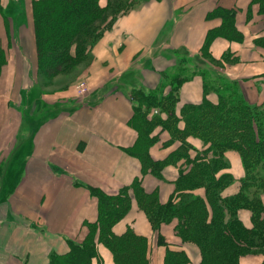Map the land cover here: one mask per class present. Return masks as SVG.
<instances>
[{"label": "crops", "instance_id": "0c3cea01", "mask_svg": "<svg viewBox=\"0 0 264 264\" xmlns=\"http://www.w3.org/2000/svg\"><path fill=\"white\" fill-rule=\"evenodd\" d=\"M33 1L0 0L3 17L10 3L24 6L30 19ZM99 5L105 8L107 0H99ZM222 11L234 13L239 34L232 40L225 36L212 40L209 53L219 63L215 66L201 52L208 32L222 27ZM3 21L0 17L4 46ZM32 31L29 26L21 37L14 28L13 34L30 72L36 61ZM79 44L88 54L74 67L77 75L61 95L23 108L0 105V264H50V255L68 252L67 241L81 244L89 236L87 224L96 222L99 209L91 189L115 196L124 188L130 197L129 209L113 225L112 233L121 237L130 229L145 238L148 264H165L167 250L184 252L187 264H200L198 248L177 237L178 221L161 224L155 231L135 198L133 185L139 179L146 194H156L160 205L167 204L186 165L184 160L167 165L157 178L145 172L141 159L130 153L138 139L130 124L137 101L133 90L165 96L170 91L168 77L180 73L188 79L179 88L177 113L184 105L201 104L203 76L198 68L181 71V58L189 56L198 66L217 73L213 76L210 71L215 90L207 94L209 101L217 102L218 95L230 94L232 89L248 105L264 109V15L259 4L253 0H147L118 16L93 41L75 40L71 51ZM12 60L13 55L7 59ZM79 82L87 86L83 97L73 86ZM152 135L156 142L148 153L154 161L166 159L179 146L169 144L168 132L160 127ZM187 141L196 151L207 148L198 139ZM225 157L233 182L221 196L229 199L239 193L244 169L237 152L228 151ZM193 194L204 198L205 191L197 189ZM237 218L244 228H253L249 209H239ZM97 253L103 264H115L103 244H97ZM91 264L99 261L93 259ZM238 264H264V256L246 254Z\"/></svg>", "mask_w": 264, "mask_h": 264}, {"label": "trees", "instance_id": "16d2710c", "mask_svg": "<svg viewBox=\"0 0 264 264\" xmlns=\"http://www.w3.org/2000/svg\"><path fill=\"white\" fill-rule=\"evenodd\" d=\"M137 1L116 0L113 3V0H108L107 6L102 8L99 0H34L37 52L46 59L40 62V70L52 73L73 69L88 54L82 44L71 51L75 40L93 41L118 16L146 2ZM253 2L259 4L264 15V0ZM222 12V27L208 32L201 52V57L215 66L219 63L209 53L212 40L217 36L232 40L239 34L233 24L234 13ZM181 64L182 72H185L184 67L198 68L199 75L203 76V102L184 105L177 113L179 88L188 79L180 73L168 77L170 91L165 96L158 92L147 94L139 89L133 90L137 101L133 104L130 124L137 130L138 139L130 153L141 159L145 172L157 178H161L167 165L184 160L186 166L181 169L176 193L167 204L160 205L156 194H146L139 179L133 185L135 198L155 231L161 224L173 219L178 221L175 227L177 237L183 243H192L198 248L200 264H238L239 258L246 254L260 253L264 256V109L248 105L232 89L230 94L218 95L217 102L209 101L207 94L215 90L209 79L210 71L213 76L217 73L198 66L199 62L189 56H183ZM213 82L217 83L216 80ZM157 127L168 132L169 144H179L161 161H154L148 153L156 142L152 133ZM189 138L200 140L207 148L196 151L188 143ZM190 151L196 155L192 157ZM228 151L239 154L244 177L239 193L224 199L222 190L233 182V177L226 172L229 163L225 153ZM197 189H204V198L193 194ZM127 191L124 188L117 195L109 196L91 189L98 199L99 209L96 222L87 224L89 236L81 244L67 241L68 252L50 255V264H91L93 259L103 264L97 253L98 243L111 251L115 264H148L145 238L136 236L130 229L121 237L112 233L113 225L129 209ZM241 208L252 213L253 228L250 230L244 228L237 218ZM159 242H163L160 236ZM164 262L187 264L189 260L182 251L167 250Z\"/></svg>", "mask_w": 264, "mask_h": 264}, {"label": "rangeland", "instance_id": "374dc122", "mask_svg": "<svg viewBox=\"0 0 264 264\" xmlns=\"http://www.w3.org/2000/svg\"><path fill=\"white\" fill-rule=\"evenodd\" d=\"M115 1L116 0H113V3ZM143 1L138 0L137 2L140 3ZM0 8V17L3 18L5 27V33L2 36L5 44L3 46L0 43V105H20L21 108H23L26 107V105H37L40 101L45 103L44 99L51 101L56 96V93L61 95L63 90L66 91L70 82L77 75V72L74 70L75 68H73V70L68 69L66 72L52 73L40 70V62L46 59L44 60L41 58V55L37 52L34 34L33 3L30 7L32 14L30 19H32V24H29V13L24 6H15L8 3L5 17H3L2 7ZM29 26L31 31L33 28L32 32L34 34L33 37L36 49V61L34 62L31 72L30 69L26 67L28 63H25L21 59L19 53L21 49L17 47L13 38L14 28L19 30L22 37L23 34L27 33V28ZM11 55H13V60L8 62L7 59ZM79 83L84 84V82ZM79 83L73 84L74 88L76 86L78 87ZM77 87L75 92L78 93Z\"/></svg>", "mask_w": 264, "mask_h": 264}, {"label": "built area", "instance_id": "2783aa9c", "mask_svg": "<svg viewBox=\"0 0 264 264\" xmlns=\"http://www.w3.org/2000/svg\"><path fill=\"white\" fill-rule=\"evenodd\" d=\"M78 94L81 96V97H83V96H85V94H86V92H87V86H86V84L84 83H79V85H78Z\"/></svg>", "mask_w": 264, "mask_h": 264}]
</instances>
